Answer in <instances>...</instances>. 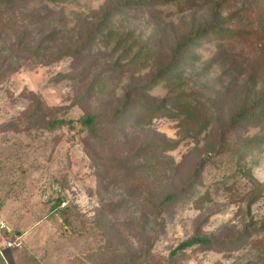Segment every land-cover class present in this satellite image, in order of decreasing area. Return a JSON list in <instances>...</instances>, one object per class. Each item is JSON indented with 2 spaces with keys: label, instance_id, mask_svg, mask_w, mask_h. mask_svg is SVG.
I'll return each instance as SVG.
<instances>
[{
  "label": "rangeland",
  "instance_id": "1",
  "mask_svg": "<svg viewBox=\"0 0 264 264\" xmlns=\"http://www.w3.org/2000/svg\"><path fill=\"white\" fill-rule=\"evenodd\" d=\"M141 1L0 0V211H39L22 248L37 264H264V128L243 121L220 140L249 95L264 97V0ZM218 3L231 42L176 52ZM137 82L151 88L133 97L162 109L111 123ZM182 90L210 111L197 136L171 103ZM85 113L101 117L94 131L76 123ZM192 236L214 245L170 259Z\"/></svg>",
  "mask_w": 264,
  "mask_h": 264
},
{
  "label": "trees",
  "instance_id": "2",
  "mask_svg": "<svg viewBox=\"0 0 264 264\" xmlns=\"http://www.w3.org/2000/svg\"><path fill=\"white\" fill-rule=\"evenodd\" d=\"M188 1L189 0H142L140 8L155 5L167 6L171 4H179V6H184V4H186V2ZM220 11V4H215V6L213 7V11H211V14L208 16V20L204 24H200L197 29H195V26L197 25H195L194 23H190L189 27L186 28V31L182 32V34L178 38V42L175 45L174 50H176V52L184 51L186 49H189L190 46H195L193 44H196L197 47L200 44L199 42L203 41L204 43H208L212 39H214L218 40L217 48L220 49L219 52H222L225 43H230V40L232 39L228 37L231 32L223 31L222 29V26H227V23H225L226 19L221 16ZM260 39L263 40L261 47L264 48V32L261 33ZM160 75V78L168 80L170 82L175 73L170 67H167L160 73ZM250 84H252V89L256 91L257 85H255L253 79H247L244 82V87L249 91L251 88ZM150 88L151 87H148L146 82H137L136 84L127 87L123 95L124 102L118 109L115 110V112L110 117L111 123H115L119 119V117L124 114V111L128 108H131L132 106H134L133 109H138L139 115H141L137 120H135L134 124H138V121L142 117H144L146 113L149 112V109L152 108V111L161 110L162 107L160 106L151 107L146 101H142L138 99V97L136 99L133 97L136 94L149 91ZM185 92V90H182L181 93L175 94L171 100V103L173 104V107L176 109L177 113L183 116V121L190 127V131L194 132L197 136L208 128L209 120L211 119L210 111L206 103L199 99L196 93ZM262 93L263 91L260 90V92L255 93L254 95H249V97H247L243 101L242 106L239 108L236 114L231 116L228 122L221 126V142L222 138H224L234 127H237L243 121H261L260 126L264 128V97L262 96ZM100 118L101 117L99 115L85 113V115L77 120L76 123L79 124L82 128L87 129L88 131H94ZM72 124V121L52 119L48 121L45 126L48 130H54L63 126H71ZM176 144H174L172 147H174ZM172 147L169 146V148ZM175 196L176 194L172 193L167 195L160 201L158 205L159 213H162L164 206L169 205L175 199ZM61 202L62 199L58 200L57 206H59ZM128 202L129 200L125 201V203ZM104 214L105 212L103 211L99 215L103 216ZM213 245L214 241L211 238H207L204 236H192L189 239L181 242L174 250H172L169 254V258L173 259L178 254H183L186 250L194 247L208 248L212 247ZM120 247L122 246H117L116 248L119 249ZM152 247L153 243L150 241L147 247L148 251L151 250ZM147 249L145 254H148ZM131 250L138 253L137 248H132ZM117 260L121 264H128V261L123 260L121 256H118V254L115 255V262ZM135 260H139V258Z\"/></svg>",
  "mask_w": 264,
  "mask_h": 264
},
{
  "label": "crops",
  "instance_id": "3",
  "mask_svg": "<svg viewBox=\"0 0 264 264\" xmlns=\"http://www.w3.org/2000/svg\"><path fill=\"white\" fill-rule=\"evenodd\" d=\"M50 206V205H49ZM49 206L44 212H48ZM1 219L8 225L11 233L0 230V264H37L30 255L24 253L22 248L7 247V243H12L14 237H21L33 229L41 219L39 211L35 209H25L17 202L11 208L3 207L0 211ZM27 223L26 226L24 225Z\"/></svg>",
  "mask_w": 264,
  "mask_h": 264
},
{
  "label": "built area",
  "instance_id": "4",
  "mask_svg": "<svg viewBox=\"0 0 264 264\" xmlns=\"http://www.w3.org/2000/svg\"><path fill=\"white\" fill-rule=\"evenodd\" d=\"M60 192V190L58 191ZM65 206V202L62 201L59 205V208H63ZM0 230L7 232V233H11L10 228L8 227V225L1 219L0 217ZM8 248L9 247H16V248H22L23 246V241L21 240V237H14L13 242L12 243H7L6 245Z\"/></svg>",
  "mask_w": 264,
  "mask_h": 264
}]
</instances>
